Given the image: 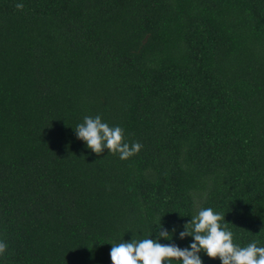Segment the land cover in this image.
Segmentation results:
<instances>
[{
	"label": "trees",
	"instance_id": "obj_1",
	"mask_svg": "<svg viewBox=\"0 0 264 264\" xmlns=\"http://www.w3.org/2000/svg\"><path fill=\"white\" fill-rule=\"evenodd\" d=\"M96 115L141 150L86 149ZM206 207L264 246V0H0V264H111L162 216L187 247Z\"/></svg>",
	"mask_w": 264,
	"mask_h": 264
},
{
	"label": "clouds",
	"instance_id": "obj_2",
	"mask_svg": "<svg viewBox=\"0 0 264 264\" xmlns=\"http://www.w3.org/2000/svg\"><path fill=\"white\" fill-rule=\"evenodd\" d=\"M16 7L23 9L24 5L17 3ZM73 129L76 138L95 154L107 149L112 154H118L121 160H126L142 148L140 143L129 145L124 140V129L119 125L110 126L100 115L85 116L83 122ZM162 217L153 220V230L147 238L134 239L132 236L130 240L111 243V264H173V261L178 264H204L202 254L212 260L218 259L220 264H264V246H259V241L243 247L234 243L233 232L222 223L225 217L212 207L200 208L184 223L179 239L191 238L187 247L172 242L175 232L165 228ZM153 233L154 239L150 238ZM7 248L8 245L0 240V258Z\"/></svg>",
	"mask_w": 264,
	"mask_h": 264
}]
</instances>
